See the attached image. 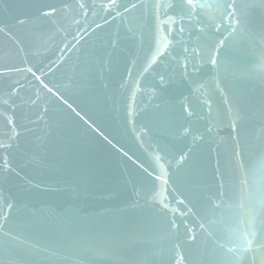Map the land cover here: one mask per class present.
Masks as SVG:
<instances>
[{
    "label": "water",
    "instance_id": "95a60500",
    "mask_svg": "<svg viewBox=\"0 0 264 264\" xmlns=\"http://www.w3.org/2000/svg\"><path fill=\"white\" fill-rule=\"evenodd\" d=\"M0 264H264V0H0Z\"/></svg>",
    "mask_w": 264,
    "mask_h": 264
},
{
    "label": "snow or ice",
    "instance_id": "6c2138e0",
    "mask_svg": "<svg viewBox=\"0 0 264 264\" xmlns=\"http://www.w3.org/2000/svg\"><path fill=\"white\" fill-rule=\"evenodd\" d=\"M197 6H198V7H210L211 5H209V4H200V5H197ZM229 6H230V5L225 4L223 7H224V8H227V7H229ZM80 7L83 8L84 5L81 4ZM55 11H56V10L53 8V9H51L49 12H45V13H44V16H45V17H48V16L52 15L53 13H55ZM212 63H215V61L213 60ZM29 71L31 72L32 70L29 69ZM44 87L47 88L48 92H50V93L53 91V89L50 88V87H48L47 84H45ZM57 92H59V89H57ZM64 103H65V104H68V107H69V108H72V105H71L70 103H68L67 99L64 100ZM73 111H75V109H73ZM76 115H77L78 117H80V118L83 120V117L80 116V113H79V112H76ZM240 234H241V244H242V246H243V245H250V244H251V241L243 240V238H242V237H243V234H242V233H240Z\"/></svg>",
    "mask_w": 264,
    "mask_h": 264
}]
</instances>
